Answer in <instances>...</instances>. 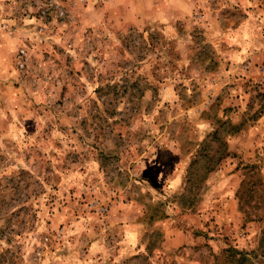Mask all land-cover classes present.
Segmentation results:
<instances>
[{"label":"rangeland","instance_id":"1","mask_svg":"<svg viewBox=\"0 0 264 264\" xmlns=\"http://www.w3.org/2000/svg\"><path fill=\"white\" fill-rule=\"evenodd\" d=\"M186 3L0 0V264H264V42Z\"/></svg>","mask_w":264,"mask_h":264},{"label":"crops","instance_id":"2","mask_svg":"<svg viewBox=\"0 0 264 264\" xmlns=\"http://www.w3.org/2000/svg\"><path fill=\"white\" fill-rule=\"evenodd\" d=\"M115 2L108 13L111 15H133L139 14L142 19H151L160 22L175 21L176 16L185 15L188 12L187 0H113ZM226 5L232 8H239L244 14V19L241 23L233 25L228 29H221L226 38L232 41L233 46L242 49L240 60L250 58L251 51L263 43L264 35L261 30V25L257 24L256 13L254 11L253 0H224ZM134 10V11H133ZM220 28V27H218ZM230 77L226 76L225 78ZM187 85V84H186ZM185 90V85L182 86ZM201 109H198L200 114ZM242 111V110H241ZM202 113V112H201ZM264 119V117H263Z\"/></svg>","mask_w":264,"mask_h":264}]
</instances>
